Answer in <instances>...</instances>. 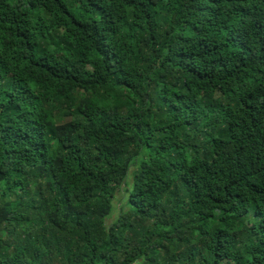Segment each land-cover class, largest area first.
I'll return each instance as SVG.
<instances>
[{"label":"trees","instance_id":"obj_1","mask_svg":"<svg viewBox=\"0 0 264 264\" xmlns=\"http://www.w3.org/2000/svg\"><path fill=\"white\" fill-rule=\"evenodd\" d=\"M0 264H264V0H0Z\"/></svg>","mask_w":264,"mask_h":264},{"label":"rangeland","instance_id":"obj_2","mask_svg":"<svg viewBox=\"0 0 264 264\" xmlns=\"http://www.w3.org/2000/svg\"><path fill=\"white\" fill-rule=\"evenodd\" d=\"M128 181H131V176H129ZM124 201H125L124 192L118 190L117 198H115V204H118V208H119V206H122L124 204ZM117 213H118V209L115 212V216L117 215Z\"/></svg>","mask_w":264,"mask_h":264}]
</instances>
